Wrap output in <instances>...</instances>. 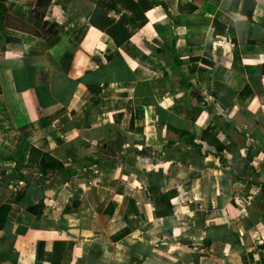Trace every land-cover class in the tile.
Returning a JSON list of instances; mask_svg holds the SVG:
<instances>
[{"label":"crops","instance_id":"0c3cea01","mask_svg":"<svg viewBox=\"0 0 264 264\" xmlns=\"http://www.w3.org/2000/svg\"><path fill=\"white\" fill-rule=\"evenodd\" d=\"M96 1L0 2V264H262L264 0Z\"/></svg>","mask_w":264,"mask_h":264},{"label":"trees","instance_id":"16d2710c","mask_svg":"<svg viewBox=\"0 0 264 264\" xmlns=\"http://www.w3.org/2000/svg\"><path fill=\"white\" fill-rule=\"evenodd\" d=\"M5 0H0L4 2ZM41 1V0H40ZM238 0H234L237 3ZM43 2V0H42ZM118 3L121 4V8L118 7ZM152 7V3L149 0H97L95 3V9L90 17V23L95 27L105 31L110 35L117 45H121L133 34V29L141 27L146 21L145 12ZM122 8L127 9V11L122 12ZM234 8H236L234 6ZM116 11L119 12L120 18L115 21L109 17V12ZM251 18V14L248 15ZM217 25V22H214ZM127 25L132 27V30L126 28ZM225 30V27H224ZM203 139L211 142L210 134L208 129L204 130ZM164 175L161 171H153L148 174L151 199L155 205L156 215L158 217L169 216L173 213V208L171 204L172 198L177 195V191L168 190L166 192H161V186ZM64 247V243H56ZM264 250V243L259 247ZM261 251V262L264 264V252Z\"/></svg>","mask_w":264,"mask_h":264}]
</instances>
